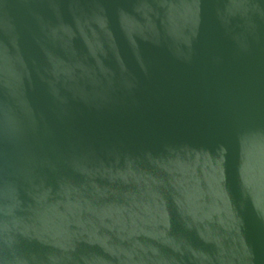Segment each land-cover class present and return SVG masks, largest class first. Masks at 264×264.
<instances>
[{
  "label": "water",
  "instance_id": "water-1",
  "mask_svg": "<svg viewBox=\"0 0 264 264\" xmlns=\"http://www.w3.org/2000/svg\"><path fill=\"white\" fill-rule=\"evenodd\" d=\"M0 264H264V0H0Z\"/></svg>",
  "mask_w": 264,
  "mask_h": 264
}]
</instances>
